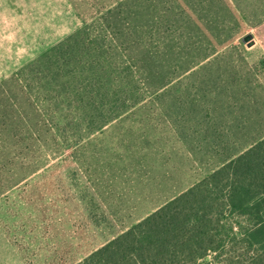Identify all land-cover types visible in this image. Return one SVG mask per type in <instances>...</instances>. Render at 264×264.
I'll return each instance as SVG.
<instances>
[{
	"label": "trees",
	"instance_id": "trees-1",
	"mask_svg": "<svg viewBox=\"0 0 264 264\" xmlns=\"http://www.w3.org/2000/svg\"><path fill=\"white\" fill-rule=\"evenodd\" d=\"M68 1L80 26L0 79V194L45 166L34 154H117L138 170L172 140L198 147L189 137L228 95L216 55L187 62L173 41L203 0ZM232 154L69 264H264V136Z\"/></svg>",
	"mask_w": 264,
	"mask_h": 264
},
{
	"label": "rangeland",
	"instance_id": "rangeland-1",
	"mask_svg": "<svg viewBox=\"0 0 264 264\" xmlns=\"http://www.w3.org/2000/svg\"><path fill=\"white\" fill-rule=\"evenodd\" d=\"M30 1L31 27L37 21L43 31L45 24L48 44L63 39L67 34L54 29L60 19L74 15L68 0ZM187 14L190 36L179 41L175 35L173 41L185 43L187 62L216 55L210 72L228 94L204 122L207 133L189 137L202 141L199 148H170L172 140L167 154H149L138 170H122L123 161L113 157L117 154H34V161L45 166L0 194V225L19 240L31 264L81 259L236 155L232 152L264 136V25L259 24L264 0H203L200 9L190 8ZM247 34L254 40L251 46L242 40ZM38 66L45 68L42 61ZM4 261L15 264L0 249V264Z\"/></svg>",
	"mask_w": 264,
	"mask_h": 264
},
{
	"label": "crops",
	"instance_id": "crops-1",
	"mask_svg": "<svg viewBox=\"0 0 264 264\" xmlns=\"http://www.w3.org/2000/svg\"><path fill=\"white\" fill-rule=\"evenodd\" d=\"M30 4V0H0V63L8 64L0 66V79L8 76L9 73L55 42L47 43L45 24L42 26L45 28L43 31L37 21L34 22V28L31 27L28 10ZM36 16L37 14L34 15V19ZM78 22L79 18L75 12L74 15L68 14L66 21L60 19L54 31H62L61 35L64 36L63 33L69 34L78 27ZM259 24L264 25V18ZM32 29L38 32L37 35L33 34ZM62 36L57 33L56 37L60 39ZM0 249L7 252L15 264H31L19 240L11 236L2 225H0ZM2 264H6V261Z\"/></svg>",
	"mask_w": 264,
	"mask_h": 264
},
{
	"label": "water",
	"instance_id": "water-1",
	"mask_svg": "<svg viewBox=\"0 0 264 264\" xmlns=\"http://www.w3.org/2000/svg\"><path fill=\"white\" fill-rule=\"evenodd\" d=\"M242 40H243L244 42L247 43V46H251V45L254 44V40L252 39V35H251V34H247V35H245V36L242 38Z\"/></svg>",
	"mask_w": 264,
	"mask_h": 264
}]
</instances>
